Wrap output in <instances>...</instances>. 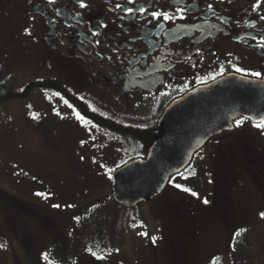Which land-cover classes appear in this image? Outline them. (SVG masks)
Returning <instances> with one entry per match:
<instances>
[{"label":"flooded vegetation","instance_id":"1","mask_svg":"<svg viewBox=\"0 0 264 264\" xmlns=\"http://www.w3.org/2000/svg\"><path fill=\"white\" fill-rule=\"evenodd\" d=\"M174 2L87 0L88 6L80 8L76 0L52 3L49 0H0V54L3 50L8 57L15 54L24 65L38 68L40 75L34 82H49L55 86L37 89L45 98L43 104L31 109L38 119L29 121L41 135L45 150L70 155L54 131L52 118L57 112L61 114L57 115L59 117L69 113L75 119V113L79 112L85 118L83 121L90 122L87 114L99 115L91 109L97 107L103 110V116H99L119 128L151 129L154 140L165 112L175 102L202 88L229 78L264 84V49L259 46L264 43L260 40L264 36V21L250 12L253 0H231L230 3L227 0L224 3L186 0L192 6L187 19L161 21L158 27L156 21L149 24L150 12H172ZM209 3L214 11H206ZM128 9H133V14H129ZM140 9L147 11L141 15ZM104 24L107 27H102ZM4 59L5 65L10 66L6 56ZM237 67L240 72L235 71ZM251 73H261V76L258 78ZM31 93L27 99L34 96ZM154 97H158V103L148 107L147 102ZM145 116L148 117L146 126L143 125ZM151 117H154L153 122L149 120ZM261 122L264 119L246 118L236 127L233 121L227 130L205 143L202 149L207 152L203 159L213 170V182L217 177H229L224 173V162H235L237 151L238 154L249 152L250 156L253 151H264V132L255 127ZM101 129L112 132L106 127ZM110 144L112 148L108 144L103 148L107 161L110 157L118 158L119 153L121 160L126 158L125 163L115 167L111 177L127 164L144 159L151 148L146 141ZM112 149L115 152L117 149L118 153L111 152ZM76 172L75 169L65 175H81ZM81 173L84 177H108L93 166ZM230 174L238 178L236 188L227 187L236 195L237 206V197L246 191L240 177L248 176L244 175V170ZM177 192L167 182L159 196L153 198L167 200L164 210L174 213L175 218L185 210L198 212L211 227L216 218L213 214L225 205L223 201L212 205L211 196L208 204L191 202L186 195ZM195 227L194 233L199 235V226ZM195 240L198 241V237Z\"/></svg>","mask_w":264,"mask_h":264},{"label":"rangeland","instance_id":"2","mask_svg":"<svg viewBox=\"0 0 264 264\" xmlns=\"http://www.w3.org/2000/svg\"><path fill=\"white\" fill-rule=\"evenodd\" d=\"M6 53L3 50L0 54V84L13 77L8 89L20 92L40 72L35 66L24 65L15 54L8 57ZM5 56L10 66L5 65ZM32 94L31 99L11 100L0 107V190L19 202L17 206L11 200L0 204V264H264V220L259 216L264 210V197L259 196L260 192L254 195L253 191H245L236 199V214L228 221L214 218L211 227L204 220L198 224L201 219L192 218L194 214L187 210L175 218L174 213L164 210L167 200L152 199L125 211L111 201L112 178L84 177L81 172L93 166L106 175L109 168L114 170L126 161L121 160L120 153L107 161L103 154L106 144L111 147L110 142L137 141L66 113L52 120L54 131L70 155L47 151L41 135L29 123L32 107L43 104L45 97L38 90ZM157 103L158 97H154L147 106ZM91 109L103 116L102 109ZM149 120L153 122L154 117ZM82 140L86 141L83 146ZM206 152H197L180 172L183 178L176 177L177 183L190 189L185 192L176 188L177 193L191 202L210 200L213 171L203 159ZM75 169L81 175L68 177ZM236 178L231 183L233 189ZM240 180L249 186L252 182L251 177ZM37 192L47 195L38 196ZM54 204L61 207L55 208ZM106 214L110 219L106 225L95 222ZM195 226H199V235L194 233ZM237 229L246 231L234 237ZM89 249L96 256L90 255ZM44 253L48 261L43 259Z\"/></svg>","mask_w":264,"mask_h":264},{"label":"water","instance_id":"3","mask_svg":"<svg viewBox=\"0 0 264 264\" xmlns=\"http://www.w3.org/2000/svg\"><path fill=\"white\" fill-rule=\"evenodd\" d=\"M241 116L264 119V84L227 79L175 102L159 121L154 144L144 159L116 171L112 195L133 208L157 197L170 174L182 172L213 136Z\"/></svg>","mask_w":264,"mask_h":264},{"label":"trees","instance_id":"4","mask_svg":"<svg viewBox=\"0 0 264 264\" xmlns=\"http://www.w3.org/2000/svg\"><path fill=\"white\" fill-rule=\"evenodd\" d=\"M13 82V77L9 78V80H6L5 82L0 84V107L11 101V100H25L27 99L30 92L33 90L39 89V88H54L55 86L49 82H29L25 85L24 91L20 92H11L8 89V86ZM54 86V87H53ZM87 112H85L86 114ZM87 118L91 120L95 125H98L100 127H106L112 132H114L116 135L122 136V137H129L134 138L137 142H148L149 147H152L154 144L153 140V134L151 132V129H136V128H119V126H115L111 121H108L106 119H103V117L94 114L93 112L87 114ZM150 134H148V132ZM58 136V135H57ZM59 138V137H58ZM60 140V139H59ZM62 142V141H61ZM63 143V142H62ZM67 144V143H66ZM64 145V144H63ZM68 145V144H67ZM65 146V145H64ZM151 149V148H149ZM249 152L243 151L241 154L237 153L235 154V162L225 160V168L224 173L228 175L229 177H217L216 180L213 182L212 185V192H211V202L212 205H215V202L223 201L224 204H222V208L218 210L219 212L216 214V218L220 221V218L228 221V219L231 217V215L236 214L237 212V206L235 205V198L236 195L232 194L231 191L228 190L227 187L233 188L231 183L233 184V177L231 176L230 172L236 171V170H244L246 172V175L248 177H251L252 182L245 185L246 188V194L249 191H253V194L255 195L257 192L262 197H264V151L255 152L253 151V155H249ZM232 155V154H231ZM213 171V170H212ZM229 173V174H228ZM259 175V177L257 176ZM231 176V177H230ZM255 177V178H254ZM241 178V177H240ZM238 179V178H236ZM261 180V181H258ZM258 182L260 184H258ZM227 185V186H226ZM253 186V187H252ZM234 187H237L236 181H234ZM238 189V188H237ZM111 201L114 202V204L125 210L130 211L132 208H124L118 205L117 201L115 200L114 196L111 193ZM11 200L15 203V206H17V203H19L16 198L10 196L6 192L0 190V204H3V201ZM234 202V203H233ZM103 206V204H101ZM99 207L98 209L100 210ZM194 214L192 217L197 218L199 215L196 212H192ZM203 216H199L201 220L203 219ZM220 217V218H219ZM110 219L108 218L107 214L106 216H103L99 220H95V222L99 224H105L108 223ZM97 254V253H96Z\"/></svg>","mask_w":264,"mask_h":264},{"label":"snow or ice","instance_id":"5","mask_svg":"<svg viewBox=\"0 0 264 264\" xmlns=\"http://www.w3.org/2000/svg\"><path fill=\"white\" fill-rule=\"evenodd\" d=\"M49 2L52 3V2H54V0H49ZM220 2L224 3L225 0H220ZM227 2L230 3L231 0H227ZM76 3L79 5L80 8H86L88 6L87 0H76ZM262 4H264V0H253V2L251 4V7H250V12L253 13L254 15H256L259 18V20L264 21V7H262ZM117 7L122 8L123 6L122 5H117ZM173 7H174L175 10L172 11V12H167V11H152V12H150L148 14L151 17V19L149 20V24H151L152 21H156V25L155 26L158 27L161 21H163V22H169V21L175 22L176 20H185V19H187V14L192 11V6L187 4L186 0H175V2L173 4ZM139 11H140V14L143 15L147 10L146 9H140ZM206 11L207 12L214 11L213 5L211 3H209L207 5ZM133 12H134L133 9H128V13L129 14H133ZM223 23H224V21H221V24H223ZM245 23L247 24V21ZM252 26L255 27L254 24ZM102 27H107V25L104 24V25H102ZM25 31L27 32L28 30L26 29ZM96 34L97 33H93V35H96ZM260 40L264 41V36L260 37ZM259 46L262 49H264V43H261ZM197 54H199V52ZM235 71L236 72H240L241 69L237 67L235 69ZM251 75H254V76L259 78L261 76V73H251ZM20 91H24V89L21 88ZM55 95L58 96L59 93H55ZM61 99H62V97H61ZM64 103L67 104V101H64ZM28 107L31 108V105H29ZM69 107H71V106L69 105ZM56 114L57 115H61L59 112H57ZM75 115H76V118L78 120L83 121L85 119L83 116L80 115L79 112L75 113ZM31 119L37 120L38 119L37 114L36 113H32ZM245 119L246 118L243 117V116H241L239 119H236L235 120V126L236 127L241 126V124L243 123V121ZM255 127H257L259 130L264 132V122H261V123L255 125ZM84 143H86V141L82 140L81 141V145L83 146ZM80 159L83 160L84 157L81 156ZM93 162H95V160H93ZM100 167L101 168L107 167V165H100ZM117 167H120V165H117ZM112 171H113V169H111V168L108 169V174H106V175H108V179L112 178L111 175H110V173ZM17 174H19V173H17ZM178 175L180 176V178H183L182 174L179 173V172L176 173V174H170L168 176L169 184L172 187H175L177 189H182L185 192L190 191V189H188L187 187H183L181 184L176 182V177ZM36 195L42 196V195H47V194H44V193H41V192H37ZM192 195L196 196L197 194L195 192H193ZM203 203L204 204H208L209 201L207 199H205V200H203ZM53 207L59 208V207H61V205L54 204ZM66 207H73V205H66ZM259 216H260V219L264 220V210H261L259 212ZM74 219H78V217H74ZM244 231H246V229L234 230V234L233 235H234V237H240ZM152 239H153V241L155 240L154 237ZM0 247H2V245H0ZM233 250H235L234 246H233ZM88 251H89L90 255L96 256V253L94 251H92L91 249H89ZM98 258L103 259V257H98ZM43 259L45 261H48L49 258H48L47 253L43 254Z\"/></svg>","mask_w":264,"mask_h":264},{"label":"bare ground","instance_id":"6","mask_svg":"<svg viewBox=\"0 0 264 264\" xmlns=\"http://www.w3.org/2000/svg\"><path fill=\"white\" fill-rule=\"evenodd\" d=\"M8 80H9V79H8ZM36 90H37V89H36ZM33 91H34V90H33ZM33 91H32V92H33Z\"/></svg>","mask_w":264,"mask_h":264}]
</instances>
